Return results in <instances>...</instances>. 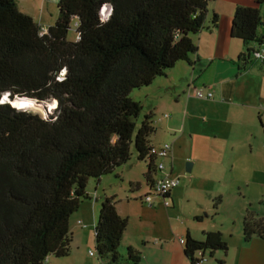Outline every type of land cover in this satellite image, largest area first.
I'll return each instance as SVG.
<instances>
[{
	"label": "trees",
	"instance_id": "trees-1",
	"mask_svg": "<svg viewBox=\"0 0 264 264\" xmlns=\"http://www.w3.org/2000/svg\"><path fill=\"white\" fill-rule=\"evenodd\" d=\"M210 1L57 0L56 17L42 31L15 0H0V98L54 103L43 116L0 102V264L68 256V221L88 199V179L115 174L132 154L144 162L142 178L151 188L157 178L149 153L152 115L139 118L141 106L129 94L189 62L196 50L191 35L217 24L213 12L206 19ZM252 1L235 6L229 31L244 47L237 58L243 67L264 46V0ZM104 5L110 10L102 19ZM71 22L75 40L66 38ZM133 187L128 183V193ZM126 225L113 198L104 196L93 226L102 264L139 263L131 246L118 251ZM241 234L245 242L262 237L264 219L246 212ZM226 249L219 232L186 234L182 242L189 264H197L198 251L211 257Z\"/></svg>",
	"mask_w": 264,
	"mask_h": 264
},
{
	"label": "crops",
	"instance_id": "crops-1",
	"mask_svg": "<svg viewBox=\"0 0 264 264\" xmlns=\"http://www.w3.org/2000/svg\"><path fill=\"white\" fill-rule=\"evenodd\" d=\"M15 2L17 9L31 17L42 31H45L56 17L57 0H15ZM237 5L253 6V1H210L206 19L208 20L211 12L215 13L218 16L216 26L191 35L196 50L189 57V62L175 63L164 77L157 78L148 85L151 89L146 87L144 90V97L153 100L148 106L147 113L152 117L158 113L151 135L156 144L153 145L151 140L150 144L170 145L169 155L161 159L164 169L156 171V177L168 174L179 179L182 170L176 166V157L179 155L177 149L185 145V139L192 142L194 134L200 137L205 133L217 141L214 144L195 143L194 150L199 153L194 155L195 157L187 153L180 154L184 160L191 161L186 162L189 163V171L193 172L196 166L200 169L203 178L207 179L206 181L214 182L221 181L227 174V169L236 167L251 172L256 169L257 164L252 159L254 154L250 142L255 139L254 121L255 119L261 121L264 105L258 102V98L255 101L253 98L245 99L244 86L239 82L249 72H243L246 67L237 60L244 52L242 43L229 34L232 12ZM261 66H264V61L261 62ZM155 82L154 87H151ZM196 89L210 90L212 98H196L194 96ZM199 137L197 141H200ZM262 146L264 147V143ZM141 173L143 175L144 172ZM115 176L121 180L120 183L137 185V188L133 187L134 190L139 188V180L132 172V165L127 167L123 165ZM193 177L191 174L183 176V182L179 180L177 186L170 190L169 205L164 206L166 210L169 206L173 207L178 200L188 201ZM217 194L218 191L207 190L206 195L193 198L192 214L189 217L195 220L194 223L156 225L153 222L145 226L146 228L140 226L137 228L138 234L135 238L126 239V246L129 245L138 252L140 264H189L183 254L179 238H184L186 234L192 238H199L204 232H219L223 241L225 236L228 237V240L224 241L227 245L226 252L214 251L211 255L213 261L208 259L210 257H207V253H204L205 260L201 264H216L215 260L218 259H223L225 264H264V235L252 236L245 242L238 226L235 225L234 228L224 232L225 230L221 229L222 225H213L208 219L199 215L201 211L207 210V200L203 197L206 196L211 200ZM111 197L117 213L127 219L123 238L129 226L130 212L125 206L129 200L120 198L114 189H111ZM154 203L152 197V205H148L149 209ZM93 211L94 207L90 211L91 214ZM246 212L247 210L241 212V221ZM94 215L93 213L91 217ZM75 222L79 224L78 220ZM77 224L70 227L68 221L72 241L84 227Z\"/></svg>",
	"mask_w": 264,
	"mask_h": 264
},
{
	"label": "rangeland",
	"instance_id": "rangeland-1",
	"mask_svg": "<svg viewBox=\"0 0 264 264\" xmlns=\"http://www.w3.org/2000/svg\"><path fill=\"white\" fill-rule=\"evenodd\" d=\"M103 7L107 6L104 5ZM101 10L100 17H105L101 14ZM66 38L68 40L76 39L73 22L70 23ZM245 67L246 68L243 69V72H249V74L242 77L239 81L244 86L245 99L253 98L255 101L258 98V102L264 105V66H261L260 61H257L254 57L250 56L249 62ZM155 84L156 82L153 83L151 87H154ZM145 89L146 87L135 89L129 94V96L133 100L139 102L141 106L139 118L148 112V106L153 101L150 98L146 99L144 97L143 94ZM9 100L10 99L6 95H2L0 102ZM20 100L23 99L14 98L9 101V103L13 105V101ZM31 101L30 105L23 108L39 112L43 116L51 114L54 110V103L49 100L36 102L31 99ZM157 117L158 113L153 115L152 123L157 121ZM254 126L255 139L251 140L250 146H252L254 154L252 159L254 163L257 164L256 169L253 172L247 171V169L242 171L236 167L231 170L227 169V174L223 176L221 181H206L207 179L203 178L201 172H199L200 169L196 166L194 167L193 172H186V162L191 161L188 159L184 160L183 157L180 156L181 153H187L188 155L191 154V156L195 157L194 155L199 154L197 150H194L196 148L195 143H200L202 145L205 143L214 144L217 139H212L206 133L202 134V136L200 135V137L198 136L200 141H197L198 137L195 134L192 142L185 139V145L180 149H177V154L179 155L176 157V166L182 170V175L179 176L181 182H183V176H189L190 174L194 176L191 182V187L189 188L190 197L188 201L184 199L178 200L173 207L169 206L168 210L164 207L163 201L160 197L152 196L155 203L150 209L147 204L140 202L138 197L142 196V194L147 191L141 173L145 170V164L143 161H137L134 154L131 155L129 161L125 164L126 167L132 165V172L139 180V188L134 190V192L128 193V184L124 182L120 183L121 180L118 179L115 174L110 173L104 175L98 182L92 178L88 179L85 191L89 197L88 199L81 200L77 210L69 218L70 227L77 224L75 222L76 220H78L79 223L77 225H81V227L84 225V227L81 228V233L76 235L75 239L73 238V241L71 239L69 255L57 258L49 256L47 260L48 264H102V261L98 259L94 249L93 226L100 201L104 196L111 197V189L116 190V193L120 198H128L129 200V203L125 205L130 212V218L128 221L129 226L127 227L128 230L125 236L120 240L118 246V251L121 254H124L125 252L126 239L131 240L133 237L135 238V235L137 236L138 234L137 228L140 226H149L153 222H155L156 225H165L167 223L174 225H180L181 223H194L195 220H193L192 217H189L190 214H192L193 198L195 196L206 195L207 190L218 191V194L211 200H208L206 196L203 197L207 200V210L201 211L199 215L202 218L208 219L213 225H222L221 229L225 230L224 232L234 228L235 225L238 226L239 232L241 231V212L244 213L245 210L252 215L253 219H264V147L262 146V143H264V113L262 114L260 122L255 119ZM150 140L153 145L156 144L154 137H150ZM93 207V213L95 215L94 217H91L93 213L91 214L90 211ZM227 240L228 237L225 236L224 241ZM89 250L93 252V255L88 254ZM208 259L213 261L211 257ZM138 264H140V262Z\"/></svg>",
	"mask_w": 264,
	"mask_h": 264
},
{
	"label": "built area",
	"instance_id": "built-area-1",
	"mask_svg": "<svg viewBox=\"0 0 264 264\" xmlns=\"http://www.w3.org/2000/svg\"><path fill=\"white\" fill-rule=\"evenodd\" d=\"M105 6L108 7V12H109L110 10L109 5H105ZM253 57L255 60L263 62L264 61V46H261L258 50H256L253 54ZM194 96L199 99H210L212 98V92L210 90L205 91L202 89H196L194 91ZM149 153L153 155L155 158V162H154L155 169L157 171H163L164 165L161 162V159L169 155L170 145L166 143L160 146L151 145ZM178 183H179L178 177L164 174L160 177L155 178L151 188L147 189V191L144 194H142V196H140V199L145 204L152 205V196H157V197L162 198L164 206H168L169 202L166 198H164V196H166L172 188L177 186ZM179 242L182 244L183 238H179ZM88 254L93 255V252L89 250ZM196 256L198 259L197 264H201V262L205 260L204 254H202L200 251L196 253Z\"/></svg>",
	"mask_w": 264,
	"mask_h": 264
},
{
	"label": "bare ground",
	"instance_id": "bare-ground-1",
	"mask_svg": "<svg viewBox=\"0 0 264 264\" xmlns=\"http://www.w3.org/2000/svg\"><path fill=\"white\" fill-rule=\"evenodd\" d=\"M101 14L103 16H106L107 14V7H103L101 10ZM102 19H104L105 17H101ZM23 100L20 101H13V106L18 107V108H23L25 106L30 105V103L32 102L31 99H27V98H21ZM11 101V100H9Z\"/></svg>",
	"mask_w": 264,
	"mask_h": 264
},
{
	"label": "water",
	"instance_id": "water-1",
	"mask_svg": "<svg viewBox=\"0 0 264 264\" xmlns=\"http://www.w3.org/2000/svg\"><path fill=\"white\" fill-rule=\"evenodd\" d=\"M5 95H6V94H5ZM6 96H7V95H6ZM7 97H8V96H7ZM8 98H9V97H8ZM16 98H18V97H16ZM0 99H1V98H0ZM185 170H186V171H189V163L186 164Z\"/></svg>",
	"mask_w": 264,
	"mask_h": 264
},
{
	"label": "clouds",
	"instance_id": "clouds-1",
	"mask_svg": "<svg viewBox=\"0 0 264 264\" xmlns=\"http://www.w3.org/2000/svg\"><path fill=\"white\" fill-rule=\"evenodd\" d=\"M106 16H107V15H106ZM106 16H105V17H106Z\"/></svg>",
	"mask_w": 264,
	"mask_h": 264
}]
</instances>
